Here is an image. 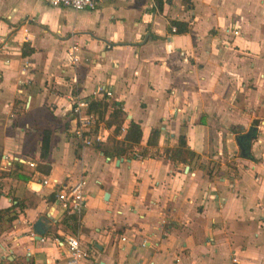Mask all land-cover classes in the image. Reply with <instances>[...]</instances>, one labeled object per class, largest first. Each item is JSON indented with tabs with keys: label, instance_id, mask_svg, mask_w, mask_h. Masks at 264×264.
Here are the masks:
<instances>
[{
	"label": "crops",
	"instance_id": "crops-1",
	"mask_svg": "<svg viewBox=\"0 0 264 264\" xmlns=\"http://www.w3.org/2000/svg\"><path fill=\"white\" fill-rule=\"evenodd\" d=\"M69 97L108 102L99 118L89 112L97 141L72 134ZM114 102L125 115L117 135L106 125ZM130 121L140 130L130 154L95 148L129 142ZM178 136L189 161L166 157ZM3 155L24 161L6 169ZM43 177L84 179L75 231ZM16 202L2 263L68 264L52 239L74 235L88 253L78 264H264V0H163L160 10L100 0L80 11L0 0V208ZM40 216L42 241L31 229Z\"/></svg>",
	"mask_w": 264,
	"mask_h": 264
},
{
	"label": "built area",
	"instance_id": "built-area-1",
	"mask_svg": "<svg viewBox=\"0 0 264 264\" xmlns=\"http://www.w3.org/2000/svg\"><path fill=\"white\" fill-rule=\"evenodd\" d=\"M49 6L52 7H67L73 11L80 10H94L100 0H45ZM174 30V27L171 28ZM233 34L237 33V30L232 31ZM77 46L75 43H71L67 50V55L70 63L74 65L78 62L79 58L76 55ZM94 94L108 97L110 92L104 88L102 85H96L94 88ZM70 99V97L68 98ZM87 101L84 99H70L69 113L71 116V121L73 122V128L71 130L72 134L77 137L83 145H89L93 141H97L99 136L97 134H92L91 128L94 125V116L86 111ZM2 160L4 162L3 167H11L12 162L20 161L17 157L3 155ZM27 165L33 166L32 163L26 162ZM42 186H48L54 192V199L57 201L60 208L67 212L75 214L77 219L81 216V213L86 206V198L84 192V179L78 177L70 184L58 183L54 178L43 177L40 181ZM33 234V233H32ZM31 234V235H32ZM42 241L43 236L37 238ZM120 240H124V237L120 236ZM52 241L56 244H62L66 249V262L68 264H78L83 259L88 256L85 247L80 245L78 238L74 235H68L59 239L54 237Z\"/></svg>",
	"mask_w": 264,
	"mask_h": 264
},
{
	"label": "trees",
	"instance_id": "trees-1",
	"mask_svg": "<svg viewBox=\"0 0 264 264\" xmlns=\"http://www.w3.org/2000/svg\"><path fill=\"white\" fill-rule=\"evenodd\" d=\"M163 0H154V5L157 10L161 9V4ZM170 26L173 25L175 27V33H183L187 31V23L171 20L169 22ZM170 29V28H169ZM108 102L105 98H101L98 100L95 99H87V111L96 114L97 118H99L102 113L106 110ZM124 112L121 110L120 106L117 103H111V110L108 115V119L106 122L107 126L113 125V135H117L121 132L120 125L122 120L124 119ZM96 130V121L94 120V125L91 128V132L94 133ZM124 139L129 142L122 144L120 141H115L113 138H107L104 142H96L95 148H97L104 156H122L130 154L132 143L138 142L140 139V130L139 126L134 122H129L127 131L125 132ZM145 151H141L140 155H144ZM166 157L173 161H189L195 155L192 151L186 148L185 140L183 137L178 136L176 145L172 148H168L166 150ZM16 165H19L16 161H14ZM15 207L21 209V205L16 202L15 204H11L8 207L0 208V233L10 227L13 219L16 218L17 212L15 211ZM62 222L66 225L68 229L71 231H75L77 227V217L75 214L67 213L63 211V220ZM61 222V223H62ZM0 264H22V263H13L12 261L2 260Z\"/></svg>",
	"mask_w": 264,
	"mask_h": 264
},
{
	"label": "water",
	"instance_id": "water-1",
	"mask_svg": "<svg viewBox=\"0 0 264 264\" xmlns=\"http://www.w3.org/2000/svg\"><path fill=\"white\" fill-rule=\"evenodd\" d=\"M244 137H248L247 134L239 136V139H242ZM44 221H46V218L43 216L38 217L32 224V233L36 235V237H40L44 233Z\"/></svg>",
	"mask_w": 264,
	"mask_h": 264
}]
</instances>
